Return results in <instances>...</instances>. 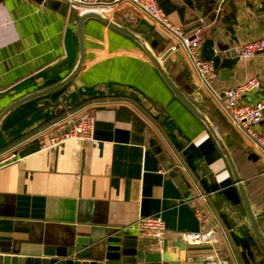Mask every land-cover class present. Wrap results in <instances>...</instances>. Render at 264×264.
Instances as JSON below:
<instances>
[{
	"label": "crops",
	"instance_id": "1",
	"mask_svg": "<svg viewBox=\"0 0 264 264\" xmlns=\"http://www.w3.org/2000/svg\"><path fill=\"white\" fill-rule=\"evenodd\" d=\"M155 1L173 24L199 36L200 56L217 67L212 88L223 90L256 77L260 86L244 100L255 104L264 98V53L239 58L229 73L219 67L225 51L264 35V0L223 5V0ZM76 16L33 0H0V112L67 73L66 68L49 76L50 69L66 62L72 66L76 59ZM111 19L140 32L175 82L187 93L202 95L200 107L225 140L251 204L263 212L261 153L200 86L186 54L128 6L117 8ZM84 38L85 67L74 79L67 103H60L62 92L56 93L18 108L1 125L0 159L10 160L0 167V255L34 256L48 236L70 230L104 232L156 214L168 231L167 247L141 242L150 252L169 251L174 262L159 264H203L212 255L228 264H264V250L251 232L228 222L220 211L222 199L235 206L240 202L225 161L203 126L132 41L95 19L85 23ZM86 113L95 118L92 141L40 150L42 130L65 115ZM247 154L257 162L248 161ZM172 170L177 177L169 176ZM202 194L209 195L205 202L198 198ZM197 208L211 216L213 247L183 240L201 230ZM258 222L264 232V212Z\"/></svg>",
	"mask_w": 264,
	"mask_h": 264
},
{
	"label": "water",
	"instance_id": "2",
	"mask_svg": "<svg viewBox=\"0 0 264 264\" xmlns=\"http://www.w3.org/2000/svg\"><path fill=\"white\" fill-rule=\"evenodd\" d=\"M33 1L46 8L57 10L62 15H65L67 12V4L60 0ZM227 1L223 0L221 5ZM89 19L101 21L111 30L132 41L141 50V56L153 65L172 95L203 126L220 151L239 197V206H235L226 199H222L220 211L226 215L228 222H233L243 230L250 231L264 250V232L258 222V218L264 211L258 213L251 204L244 180L239 173L225 140L219 135L210 118L200 107L203 103L202 95L199 92L187 93L175 82L149 45L147 39L140 32L120 24L100 12L86 11L76 16L74 33L77 56L72 66H70L69 62L58 64L56 67L50 69L49 76H53L54 71L60 72L61 69L67 68L68 71L63 77L49 86L15 99L10 105L5 107L0 112V128L10 114L18 108L32 103V101L62 92L60 103H67V97L75 91V86L72 83L79 72L85 67L84 25ZM238 60L239 57L234 49L227 50L224 52V57L219 67L223 73H229V68L236 65ZM72 108L71 106L66 107L67 110ZM248 158L254 163L258 160L253 154H250ZM261 174H264V169L261 171ZM169 176L177 177L178 173L172 170L169 172ZM214 199L216 202L220 201L219 196ZM164 247H167V243L164 244ZM169 254L167 249L163 253L147 251L137 236L118 232L115 229H106L104 232L97 233L70 230L58 237L48 236L42 242L41 249L37 255L26 257L18 256L17 254L14 255L15 257H3L0 255V264H159L161 262H174L169 257ZM183 254V251L179 253V260L182 259Z\"/></svg>",
	"mask_w": 264,
	"mask_h": 264
},
{
	"label": "built area",
	"instance_id": "3",
	"mask_svg": "<svg viewBox=\"0 0 264 264\" xmlns=\"http://www.w3.org/2000/svg\"><path fill=\"white\" fill-rule=\"evenodd\" d=\"M60 1L65 2L67 9L76 15L86 11H97L110 18L117 8L125 5L156 29L158 28L167 34L174 41L175 46L173 48H178L186 54L198 77L200 86L206 88L211 96L217 100V104L232 127L260 151L264 160V98L255 104L246 103L247 101L244 100L246 94L260 86L256 77L223 90L212 88L211 82L217 76V67L213 60L203 59L200 56L199 36L191 37L180 26L173 24L155 0ZM235 52L239 58H250L264 53V35L241 44L235 49ZM94 131L95 118L92 113H86L82 117L65 115L39 133V148L40 150H50L69 141H92ZM9 160L0 159V167L8 163ZM208 196L202 194L198 198L205 202ZM194 216L198 220L201 230L183 235V240L189 245L213 247V235L209 230L211 216L204 208L195 209ZM115 230L125 234H133L139 240L149 241L153 246L160 249L163 248L168 237L164 221L156 214L140 216L134 223ZM203 264H228V262L212 255Z\"/></svg>",
	"mask_w": 264,
	"mask_h": 264
},
{
	"label": "trees",
	"instance_id": "4",
	"mask_svg": "<svg viewBox=\"0 0 264 264\" xmlns=\"http://www.w3.org/2000/svg\"><path fill=\"white\" fill-rule=\"evenodd\" d=\"M86 102H83V104H85ZM73 109H70V111H72ZM249 156H248V154H247V160L248 161H251L249 158H248ZM252 162V161H251ZM219 250V252H220V249H218ZM223 260H225V259H223ZM227 261V260H226Z\"/></svg>",
	"mask_w": 264,
	"mask_h": 264
},
{
	"label": "rangeland",
	"instance_id": "5",
	"mask_svg": "<svg viewBox=\"0 0 264 264\" xmlns=\"http://www.w3.org/2000/svg\"><path fill=\"white\" fill-rule=\"evenodd\" d=\"M159 76V75H158ZM163 82V81H162ZM163 84H164V82H163ZM165 85V84H164ZM166 86V85H165ZM167 88V87H166Z\"/></svg>",
	"mask_w": 264,
	"mask_h": 264
}]
</instances>
